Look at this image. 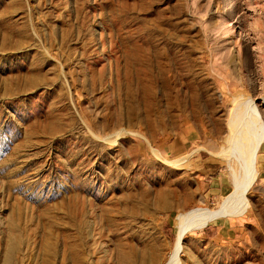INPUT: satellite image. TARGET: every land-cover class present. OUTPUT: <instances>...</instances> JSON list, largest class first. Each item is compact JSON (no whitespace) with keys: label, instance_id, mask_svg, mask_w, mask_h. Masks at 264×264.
<instances>
[{"label":"rangeland","instance_id":"rangeland-1","mask_svg":"<svg viewBox=\"0 0 264 264\" xmlns=\"http://www.w3.org/2000/svg\"><path fill=\"white\" fill-rule=\"evenodd\" d=\"M0 264H264V0H0Z\"/></svg>","mask_w":264,"mask_h":264},{"label":"bare ground","instance_id":"bare-ground-1","mask_svg":"<svg viewBox=\"0 0 264 264\" xmlns=\"http://www.w3.org/2000/svg\"><path fill=\"white\" fill-rule=\"evenodd\" d=\"M247 109H246L247 110V113L250 112V110L253 109L252 103L249 104V106H248ZM241 112H242V110H241ZM243 114L241 115L242 117L240 116V120L241 121H243V117H244ZM247 119L248 120H244L245 123H249L250 124V122H253L254 123V121H256L255 120V116L253 115L252 112H250V114L248 115V118ZM248 126H250V125H248ZM250 132L251 133H249L247 135V139L249 140V143H250V147H251L250 149H253V148H255V145H256V137L254 135H252L253 133H252L251 130H250ZM249 153H250V151H249ZM242 154H244V153H242ZM247 155L244 154V156H247ZM251 156H252V154H251ZM231 168L233 170L232 173L235 174V180H234L235 181L234 182V186L235 187H234V190L229 195H227L225 197L223 203L220 205V207L218 209L212 210V209H208V208H200V209L194 210V211L186 214L181 219V221L179 223V234H178L179 235V238H178L179 239V244L178 245L181 244V240L183 239L184 235L186 234V232L188 230L190 231V230H193V229H195V230L196 229H201L206 224H208V223H210L212 221H215V220L219 219V217H221V216H225V215H235L236 213H239V212H241L243 210V206H239L240 204H239V201H238V198H237L240 195V193H241V190H242V181L243 180H241L240 177H237V172H236L235 168L232 165H231ZM177 247H179V246H177Z\"/></svg>","mask_w":264,"mask_h":264}]
</instances>
